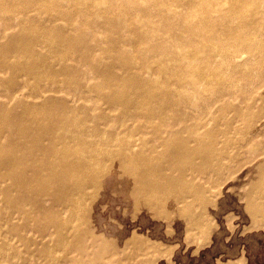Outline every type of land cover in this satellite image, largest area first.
Masks as SVG:
<instances>
[{
    "label": "bare ground",
    "instance_id": "1",
    "mask_svg": "<svg viewBox=\"0 0 264 264\" xmlns=\"http://www.w3.org/2000/svg\"><path fill=\"white\" fill-rule=\"evenodd\" d=\"M32 11L41 16L29 17ZM12 26L19 30L10 34ZM9 56L18 60H6ZM263 57L264 0H0V67L24 76L28 86L33 79L30 90L42 99L37 104L16 101L20 112L0 103V177L12 180L22 196L33 189L35 206L45 214L46 235L55 234L60 247L76 248L84 237L81 221L87 222L89 198L113 158L125 168L128 159L137 157L145 177L154 171L152 157L133 153V135L123 127L145 117L154 141L163 130L200 140L195 131L204 126H176L192 111L205 112L230 95L240 80L252 82L255 60ZM71 70L83 81L101 78L103 83L75 84ZM78 85L80 97L94 94L108 109L121 108L122 116L87 113L96 109L77 105L59 107L48 96ZM36 111L46 116L35 118ZM135 128L140 131L141 125ZM170 140L161 145L172 148L171 156L154 159L189 163V140ZM10 191L0 187L8 200ZM45 196L59 210L42 205ZM60 209L70 214L52 216ZM193 224L199 225L198 220ZM72 260L71 253L62 258Z\"/></svg>",
    "mask_w": 264,
    "mask_h": 264
},
{
    "label": "rangeland",
    "instance_id": "2",
    "mask_svg": "<svg viewBox=\"0 0 264 264\" xmlns=\"http://www.w3.org/2000/svg\"><path fill=\"white\" fill-rule=\"evenodd\" d=\"M28 16L41 14L32 11ZM12 27L7 29L10 34L19 30ZM244 59L240 62L248 56ZM6 60L18 59L9 56ZM255 64L252 82L240 80V86L230 95L207 106L205 112L192 111L191 117L176 126H204L206 129L195 131L196 136L201 135L200 140H194L190 133L173 137L163 130L154 141L153 127L145 117L134 118L129 121L131 127H123L133 135V153L152 157L154 171L145 177L137 168V157L128 159L125 168L118 157L113 158L100 178V188L94 189L89 198L87 222L81 221L85 237L81 240L85 243L80 240L76 248L60 247L55 234L46 235L47 230L42 228L45 214L35 206L33 189L22 196L14 190L12 180L0 177V187H11L12 198L8 200L7 194L0 192V264H51V257L56 259L52 264H264V57ZM71 71V79L78 82L75 84L103 83L101 78L83 81ZM0 78V103L14 107L15 112L21 111L16 101H42L30 90L33 79L28 80V86L24 76L6 67H0ZM11 80L17 82L13 88L6 86ZM65 90L48 96L55 97L59 107L77 105L96 109L87 113L106 111L107 117L122 116L121 108L108 109L94 94L80 97L76 94L81 93L79 85ZM32 115L46 116L42 111ZM137 125H141L140 131ZM115 126L113 123L109 128ZM164 139L189 140L192 160L175 165L154 159L159 154L166 159L171 156L172 148L161 145ZM2 140L5 142V137ZM114 150L117 153L120 148ZM42 201L45 207L59 208L46 196ZM60 210L52 216L70 214L67 209ZM195 220L199 225L193 224ZM67 253L74 260L62 261Z\"/></svg>",
    "mask_w": 264,
    "mask_h": 264
}]
</instances>
